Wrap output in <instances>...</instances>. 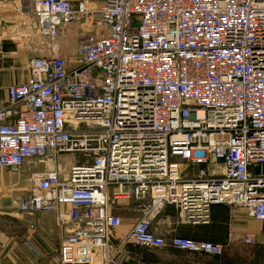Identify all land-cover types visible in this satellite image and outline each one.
<instances>
[{
    "label": "built area",
    "instance_id": "obj_1",
    "mask_svg": "<svg viewBox=\"0 0 264 264\" xmlns=\"http://www.w3.org/2000/svg\"><path fill=\"white\" fill-rule=\"evenodd\" d=\"M19 11L49 52L0 104V171L30 172L17 213L69 207L58 264H120L113 210L131 202L144 213L123 243L149 249L222 252L156 235L167 206L188 222L223 205L264 223V0H22ZM79 22L92 34L69 66L56 44Z\"/></svg>",
    "mask_w": 264,
    "mask_h": 264
},
{
    "label": "crops",
    "instance_id": "obj_2",
    "mask_svg": "<svg viewBox=\"0 0 264 264\" xmlns=\"http://www.w3.org/2000/svg\"><path fill=\"white\" fill-rule=\"evenodd\" d=\"M21 1L0 0V104L6 102L9 86L28 81L30 60L49 52L22 22ZM91 34L84 22L70 24L57 40V55L71 66L77 60L79 38ZM66 45L76 49L71 53ZM10 176L6 170L0 171V264H58L61 242L71 229L69 207H62L61 213H17L16 201L23 197L19 195L22 189L17 188L19 179L11 184L14 180ZM129 204L135 203L126 206ZM123 207L113 210L121 224L111 234L113 253L120 264H264V223L250 217L243 208L215 205L207 221L194 223L183 220L176 208L167 206L152 220V231L165 239L183 237L222 246L221 254L206 255L123 243L144 213L141 206L138 217L128 224ZM247 236L254 239L253 244L244 242Z\"/></svg>",
    "mask_w": 264,
    "mask_h": 264
},
{
    "label": "rangeland",
    "instance_id": "obj_3",
    "mask_svg": "<svg viewBox=\"0 0 264 264\" xmlns=\"http://www.w3.org/2000/svg\"><path fill=\"white\" fill-rule=\"evenodd\" d=\"M74 48L76 49V47H71L70 45H66V49L70 50L72 53V50H74ZM72 55V54H71ZM76 56V53L74 56H72V59ZM45 169V165H37L36 168H34V170L36 171H43ZM198 168H192L190 171L188 170L189 173L191 174H195L197 173ZM29 171L25 169V172H22L20 175H15V176H10V178L12 180H14L13 182H11V184H15L16 181L19 179L20 183L19 186H17V188H21L22 190L19 192V195L21 196H26L28 194V191L31 190V184L28 180V176H29ZM123 207V206H122ZM124 209V216L126 218V223H131L132 221H134L139 214V211L141 209V205L140 204H129V205H125L123 207Z\"/></svg>",
    "mask_w": 264,
    "mask_h": 264
}]
</instances>
